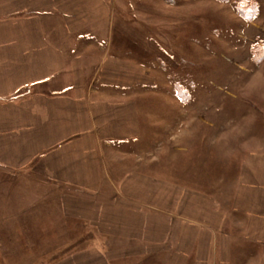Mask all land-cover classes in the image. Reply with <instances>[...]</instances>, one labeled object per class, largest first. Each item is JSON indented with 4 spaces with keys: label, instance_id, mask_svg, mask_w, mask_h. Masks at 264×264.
Masks as SVG:
<instances>
[{
    "label": "crops",
    "instance_id": "1",
    "mask_svg": "<svg viewBox=\"0 0 264 264\" xmlns=\"http://www.w3.org/2000/svg\"><path fill=\"white\" fill-rule=\"evenodd\" d=\"M116 3L0 0L1 208L16 206L10 191H31L28 217L39 227L22 237L36 241L48 223L50 253L58 227L68 238V224H80L91 245L67 264H264V151L248 147L236 119L203 120L224 128L225 146L210 159L231 162L208 173L225 178L205 186L163 177L186 171L178 136L177 154L166 151L155 167L164 174H154L153 129L184 124L185 103L178 88H146L150 66L122 57ZM167 104L181 107L175 124ZM199 153L194 146L190 175L202 173Z\"/></svg>",
    "mask_w": 264,
    "mask_h": 264
},
{
    "label": "rangeland",
    "instance_id": "2",
    "mask_svg": "<svg viewBox=\"0 0 264 264\" xmlns=\"http://www.w3.org/2000/svg\"><path fill=\"white\" fill-rule=\"evenodd\" d=\"M116 2L113 8L114 19L121 27L118 32L120 35L116 36L119 38L118 49L122 57L130 63L150 66L153 78L146 82V88L155 91L172 87L180 90L184 88L182 94L185 103L184 124L170 126L165 132L164 128L153 129L154 142L150 154L154 161V174L160 173L161 169L155 167H161L166 151L169 153L168 156L177 154L174 148L176 143L173 141L170 143V140L178 136L179 145H183L180 141L182 138L185 143L183 145L185 148L178 151L183 156L178 162L179 165L183 164L181 166L186 171L178 177L175 174L163 173V177L174 180L179 178L189 185L195 182L205 186L211 184V179L220 182L219 178L222 180L225 178L224 174L219 176L220 173H217L216 180L215 175L208 173L209 168L213 166L223 172L225 167L229 166L227 162H231L225 157L210 159L225 146L224 128L217 123L210 126L203 120L236 119L245 126L243 129L247 130L248 147L251 149L253 146L264 151V57H260L264 47V0H116ZM248 8H254L256 11L250 20L244 19L239 13V9ZM140 25L146 26V31L142 29L139 31ZM147 30L155 39H149L150 37L145 35ZM215 87L223 88L227 93L214 94ZM159 98L163 97L154 95L153 100L160 101ZM167 106L169 110L167 113L174 115L171 116L169 123L175 124L172 120L176 115H181V107L175 104ZM196 115L201 119L196 118ZM195 131L200 138L194 142ZM220 134L222 137H217ZM210 140H214L211 145ZM139 146L143 144H138L137 147ZM194 146H197L201 153L198 160L202 173L198 176L187 173V170L190 171L193 167ZM175 158H172V161L176 165ZM235 161L236 159L232 160L233 166ZM109 171L111 172V169ZM113 176L111 172L109 177ZM234 177L232 172L229 180H234ZM6 178L7 176L0 173V186ZM2 193L4 191L0 190V203ZM30 194L31 191L27 193L10 191L5 194L16 206L4 208L0 206V264H67L64 263L66 258L70 259L73 254L80 252L83 246L91 245L89 240L81 238V225L74 223L68 224L66 228L68 238L61 237L60 229L57 228V249L53 253H50L49 248L51 245L52 249L55 242L48 237L49 233L51 234L48 223L42 226L45 229L42 230L41 238L36 241L24 239L22 237L24 234H31L27 233L26 229L33 233L39 227L31 218L29 219L33 211L29 206L32 197ZM24 218L28 221L20 223L19 220ZM90 235H94V232ZM35 242L37 246L33 247ZM38 248L39 253H34L33 249ZM80 262L82 263V260Z\"/></svg>",
    "mask_w": 264,
    "mask_h": 264
},
{
    "label": "trees",
    "instance_id": "3",
    "mask_svg": "<svg viewBox=\"0 0 264 264\" xmlns=\"http://www.w3.org/2000/svg\"><path fill=\"white\" fill-rule=\"evenodd\" d=\"M251 6L253 7V5H251ZM239 13L242 15V17L244 19L250 20L256 14V11L254 8H250V9L248 8V10L239 9ZM262 56L264 57V47H262V50H261V56L260 57H262ZM177 90H179V92H180L179 94H180L181 98L184 99L182 97V94L184 93V91H183L184 88H182V90H180V89H177Z\"/></svg>",
    "mask_w": 264,
    "mask_h": 264
}]
</instances>
